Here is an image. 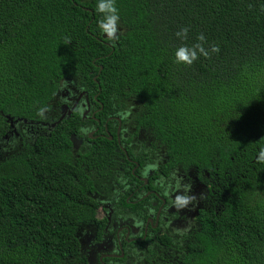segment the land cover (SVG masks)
<instances>
[{"label": "trees", "instance_id": "trees-1", "mask_svg": "<svg viewBox=\"0 0 264 264\" xmlns=\"http://www.w3.org/2000/svg\"><path fill=\"white\" fill-rule=\"evenodd\" d=\"M97 2L0 0V264H74L77 233L93 220L108 141L76 161V114L32 143L25 135L72 87L97 93L100 122L129 111L163 168L208 174V210L177 264H264V0H115V41L98 28ZM199 33L219 52L175 62Z\"/></svg>", "mask_w": 264, "mask_h": 264}, {"label": "flooded vegetation", "instance_id": "flooded-vegetation-1", "mask_svg": "<svg viewBox=\"0 0 264 264\" xmlns=\"http://www.w3.org/2000/svg\"><path fill=\"white\" fill-rule=\"evenodd\" d=\"M96 94L88 97L85 91L72 87L70 93L56 95L43 119L25 127L26 140L32 143L60 120L76 114L78 133L69 136L76 161L77 152L97 151L103 140L112 148L104 173L93 178V220L77 233L74 264H177L197 225L199 211L208 210V174L179 165L163 168L162 150L145 131L133 126L129 111L106 113L100 122L101 104ZM16 121L10 135L17 138ZM185 194L195 199L178 209L173 200Z\"/></svg>", "mask_w": 264, "mask_h": 264}, {"label": "clouds", "instance_id": "clouds-1", "mask_svg": "<svg viewBox=\"0 0 264 264\" xmlns=\"http://www.w3.org/2000/svg\"><path fill=\"white\" fill-rule=\"evenodd\" d=\"M96 11L102 14V18L98 21V28L102 34L106 35L109 41H115L118 32V21L119 13L115 4V0H98L96 4ZM189 29L187 27L180 28L179 31L175 33L177 37L182 40H186L188 37ZM196 43L188 46L187 44H181L178 46L174 52L175 62L183 63L186 65L193 64L194 61L199 59L200 56L209 58L211 53H218L219 46L213 44L210 48H205L204 45L207 43L203 33L197 34ZM65 43H70V38L65 39ZM47 111L45 107L39 108L37 110L38 116L44 118V113ZM82 132H87V129H81ZM256 161L258 163L264 164V145L259 147L258 154L256 155ZM195 197L188 195H176L173 200V204L179 209L186 207L191 203Z\"/></svg>", "mask_w": 264, "mask_h": 264}, {"label": "water", "instance_id": "water-1", "mask_svg": "<svg viewBox=\"0 0 264 264\" xmlns=\"http://www.w3.org/2000/svg\"><path fill=\"white\" fill-rule=\"evenodd\" d=\"M7 120L9 122V126L12 128V124H13L14 121L10 117H8V116H7ZM70 140H71V144L73 146L74 145V142H73L72 137H70Z\"/></svg>", "mask_w": 264, "mask_h": 264}]
</instances>
